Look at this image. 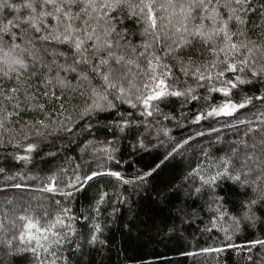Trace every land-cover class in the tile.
<instances>
[{
  "label": "snow or ice",
  "instance_id": "snow-or-ice-1",
  "mask_svg": "<svg viewBox=\"0 0 264 264\" xmlns=\"http://www.w3.org/2000/svg\"><path fill=\"white\" fill-rule=\"evenodd\" d=\"M217 117L235 138L207 125L221 146L201 147L196 166L159 195H207L204 231L224 240L202 251L259 247L264 264V0H0V264H69L67 250L106 245L102 208L112 201L114 215L128 202L121 188L139 192L190 146L192 136L172 140L162 121ZM153 127L171 141L163 159L126 178L120 140L147 150ZM97 131L103 140L61 158L68 148L57 140ZM89 192L88 215L77 217L70 201ZM79 219L91 221L86 232ZM245 230L261 235L234 243Z\"/></svg>",
  "mask_w": 264,
  "mask_h": 264
},
{
  "label": "trees",
  "instance_id": "trees-1",
  "mask_svg": "<svg viewBox=\"0 0 264 264\" xmlns=\"http://www.w3.org/2000/svg\"><path fill=\"white\" fill-rule=\"evenodd\" d=\"M227 119V117H217L214 118L219 121L217 123L207 120L199 125L192 124L190 120H181L179 126L174 121H162L163 126L169 129L168 136L172 140L179 141L192 136V140H189L190 146H186L185 150L175 159H169L161 165L160 169L148 180L147 186L139 192L135 191L132 186H126L127 191L121 188L120 191H123L128 202H116L115 207L118 211L111 217L108 213L112 210L113 202L109 201L102 208L103 216L100 222L106 225L104 238L107 239V244H97L94 248L86 249L83 254L79 251L73 252L72 249L67 250L65 255L68 256L69 264H76L77 260H79V264H258L259 247L254 248L251 253L243 249L234 250L231 248H224L219 252L202 251L209 247H220L224 240L223 232L216 229L211 232L204 231L211 216L205 206L207 195L188 198L181 192H176L168 194L165 199L159 195V193L166 192L170 184L179 185L183 173L188 171L190 166H196L198 159L201 158V147L207 146L210 142L214 146L213 150L215 147L221 146L215 143L216 134L210 132L207 125L211 124L213 128L221 129L220 136L225 140L230 141L235 138L232 131L222 127ZM150 131L153 146L147 150L134 151L131 145L135 143V140L132 137L120 140L117 156L120 165L116 170L121 171L126 178L133 177L139 171H147L149 167L163 159V154L171 141L162 134L158 141L155 127ZM198 131L204 132L205 135L203 137L196 136ZM105 135L106 133L103 131H97L94 136L72 137L74 142L71 144L68 143L69 138L62 141L57 140L56 144L57 146L64 144L68 148L61 158L77 157L79 155L78 145L83 140H103ZM41 147L45 152L50 150L45 145ZM0 159H3V150H0ZM12 163L9 161L5 167H10ZM71 164L72 161L69 160V168ZM45 167L47 165L43 163L38 165V168ZM16 170L18 169L12 168V171ZM108 191L111 195L114 190L108 189ZM34 195L38 199L41 196L40 193H34ZM92 195V192L87 195H76L70 201L72 213L77 217H80L81 213L88 215L89 197ZM228 198H232V193H228ZM45 206L50 213L56 211L49 204H45ZM181 208L184 209V212L178 211ZM185 212L187 215L184 214ZM162 220H167L170 226L174 222L176 231L161 230ZM86 225L90 226L91 221L79 219L76 222L78 232H86ZM259 235H261L259 231L245 230L235 234L233 242L240 244L245 240L255 239ZM249 254L253 257L252 262L246 260Z\"/></svg>",
  "mask_w": 264,
  "mask_h": 264
}]
</instances>
